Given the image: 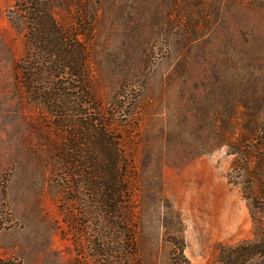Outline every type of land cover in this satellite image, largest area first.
<instances>
[{"label": "rangeland", "instance_id": "1", "mask_svg": "<svg viewBox=\"0 0 264 264\" xmlns=\"http://www.w3.org/2000/svg\"><path fill=\"white\" fill-rule=\"evenodd\" d=\"M20 1L0 0V264H171L180 248L190 264H223V248L255 244L256 161L219 145L221 133L241 139L246 103L264 100V0H202L211 17L192 48L172 32L189 0H41L87 43L96 105L107 114L125 99L110 119L126 188L115 220L106 197L63 171L74 139L68 163L90 173L91 137L54 129L19 83Z\"/></svg>", "mask_w": 264, "mask_h": 264}, {"label": "trees", "instance_id": "2", "mask_svg": "<svg viewBox=\"0 0 264 264\" xmlns=\"http://www.w3.org/2000/svg\"><path fill=\"white\" fill-rule=\"evenodd\" d=\"M201 2L202 0H189L184 26L172 31L173 38H187L189 48L201 41V31L210 21L209 6L205 8ZM13 14L22 18L29 30L27 50L15 65L19 83L27 94L34 95L35 101L47 106L54 129L61 132L72 130L71 134L82 129L91 137L88 144L91 152H87L91 155L90 173L80 174L79 168L76 171L68 163V154L76 148V143L79 144L74 139L71 146L67 145L63 150V171L70 178H85L83 185L88 192H93L96 197H106L111 219L115 220L116 214L121 212V199L126 194V188L123 187L124 178L121 176L120 143L112 136L110 119H113L112 112L124 106L125 99L123 96L121 99L118 95L115 96L107 114L96 105L90 83L88 45L60 23L44 1L21 0L14 6ZM33 87L36 89L33 90ZM256 93L257 89L254 90L255 95ZM90 106L93 108L88 113ZM246 109L241 126L242 138L229 142L226 141L225 134L221 133L219 146L227 145L233 154H241V161L254 158L256 166L252 178L261 192L257 200H264V100L254 96L246 103ZM69 113L73 115L70 116ZM245 145L247 149L242 150ZM82 169L87 170L86 167ZM88 180L92 182L91 186H88ZM258 234L255 244L242 243L223 248L219 255L221 263L246 264L255 258H264V225ZM171 257V264H190L184 258L182 248L173 250Z\"/></svg>", "mask_w": 264, "mask_h": 264}]
</instances>
